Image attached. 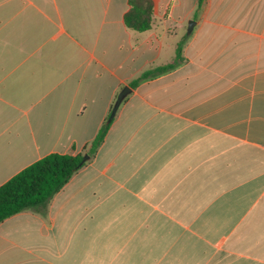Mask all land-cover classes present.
<instances>
[{"label": "crops", "instance_id": "crops-1", "mask_svg": "<svg viewBox=\"0 0 264 264\" xmlns=\"http://www.w3.org/2000/svg\"><path fill=\"white\" fill-rule=\"evenodd\" d=\"M153 2L138 33L129 0H0V187L86 156L131 88L47 208L0 225V264H264V0Z\"/></svg>", "mask_w": 264, "mask_h": 264}, {"label": "trees", "instance_id": "trees-1", "mask_svg": "<svg viewBox=\"0 0 264 264\" xmlns=\"http://www.w3.org/2000/svg\"><path fill=\"white\" fill-rule=\"evenodd\" d=\"M205 0H198L199 8ZM130 9L124 17L128 29L138 33L151 30L154 24L153 0H129ZM182 44L177 48L173 63L145 71L130 86L155 78L173 70L180 60ZM113 122V121H112ZM112 122L102 126L87 155L93 156L103 144ZM84 155L52 153L24 169L0 187V225L7 219L27 210L37 212L47 208L51 199L59 193L86 164Z\"/></svg>", "mask_w": 264, "mask_h": 264}, {"label": "water", "instance_id": "water-1", "mask_svg": "<svg viewBox=\"0 0 264 264\" xmlns=\"http://www.w3.org/2000/svg\"><path fill=\"white\" fill-rule=\"evenodd\" d=\"M195 24V21H190L189 22V31L191 32L193 26ZM131 93V88L125 87L118 95V98L114 104V107L112 109L111 115L109 117L108 122H112L113 119L116 117L117 112L122 105L123 101L126 99V97ZM89 159V155L84 156L83 162H86Z\"/></svg>", "mask_w": 264, "mask_h": 264}]
</instances>
